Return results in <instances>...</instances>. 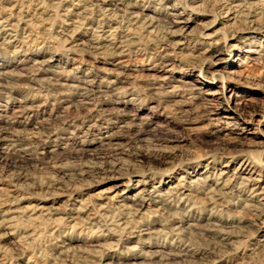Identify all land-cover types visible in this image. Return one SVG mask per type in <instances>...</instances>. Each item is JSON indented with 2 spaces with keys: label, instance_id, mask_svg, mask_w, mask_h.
I'll return each mask as SVG.
<instances>
[{
  "label": "rangeland",
  "instance_id": "obj_1",
  "mask_svg": "<svg viewBox=\"0 0 264 264\" xmlns=\"http://www.w3.org/2000/svg\"><path fill=\"white\" fill-rule=\"evenodd\" d=\"M0 264H264V0H0Z\"/></svg>",
  "mask_w": 264,
  "mask_h": 264
},
{
  "label": "bare ground",
  "instance_id": "obj_2",
  "mask_svg": "<svg viewBox=\"0 0 264 264\" xmlns=\"http://www.w3.org/2000/svg\"><path fill=\"white\" fill-rule=\"evenodd\" d=\"M152 19V18H151ZM151 22V21H150ZM184 22V21H183ZM150 25H151V23H150ZM109 32V31H108ZM109 41V40H108ZM7 43V42H6ZM249 51V50H248ZM249 56V55H248Z\"/></svg>",
  "mask_w": 264,
  "mask_h": 264
}]
</instances>
